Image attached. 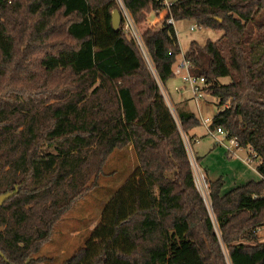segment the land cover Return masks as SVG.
<instances>
[{
	"label": "trees",
	"instance_id": "trees-1",
	"mask_svg": "<svg viewBox=\"0 0 264 264\" xmlns=\"http://www.w3.org/2000/svg\"><path fill=\"white\" fill-rule=\"evenodd\" d=\"M122 2L135 25L161 8ZM114 10L115 0H0V196L16 192L0 205V264L43 262L34 256L128 146L130 176L61 264H264V0H176L166 16L222 33L183 59L223 108L209 129L259 159L258 181L222 195L223 179L208 180L213 219L182 138L201 123L175 118L159 88L180 54L174 27L142 34L155 79L122 19L112 28Z\"/></svg>",
	"mask_w": 264,
	"mask_h": 264
},
{
	"label": "rangeland",
	"instance_id": "rangeland-1",
	"mask_svg": "<svg viewBox=\"0 0 264 264\" xmlns=\"http://www.w3.org/2000/svg\"><path fill=\"white\" fill-rule=\"evenodd\" d=\"M150 18H153V15ZM192 26L195 29L191 31L190 27ZM136 27L139 34H143L149 28L146 21L142 24H137ZM159 27H161L160 24ZM174 30L180 49L178 59H181L182 52L187 50L191 42H196L198 45L203 46L206 41L214 42L222 35V33H217L209 29H199L195 23L187 20L176 22ZM127 36L131 38L130 34ZM170 81L175 80L171 79ZM220 81L222 84H225L229 82V79ZM166 103L173 111L174 107L172 106V102L166 101ZM218 111L219 108L217 106H211L207 114H214ZM173 114L177 118L175 110ZM196 133L200 138L192 146L194 158L200 159L198 165L208 180L209 178L210 180H216L220 177L223 179L224 193L232 190L236 186H241L247 182L257 181L259 179V174L256 171L257 164L252 162L250 167H248L243 162L248 156L253 157L249 152L239 150L236 153L237 157H233L231 160L223 147H213L215 143L214 139L208 135L205 128H198ZM187 137L191 144L189 134ZM131 158V150L121 149L114 151L104 167L103 174L99 178L98 188L88 193L82 200L76 203L65 218L56 226L52 240L43 246L39 253L34 256V258H43L44 261L38 264H61L71 257L75 251L85 245L91 231L99 221L106 203L112 194L122 186L124 180L128 178L129 172H132L131 170L135 166V160L133 159L131 161ZM205 169L209 172V178ZM263 228L264 226L260 229ZM257 238L258 241L262 240L260 237Z\"/></svg>",
	"mask_w": 264,
	"mask_h": 264
},
{
	"label": "built area",
	"instance_id": "built-area-1",
	"mask_svg": "<svg viewBox=\"0 0 264 264\" xmlns=\"http://www.w3.org/2000/svg\"><path fill=\"white\" fill-rule=\"evenodd\" d=\"M115 1L117 4V7H118L120 18L122 19V22H123L124 33L126 35H129V34L131 35L130 39L135 42L137 48L139 49V51L142 55L144 62L147 65L148 70L150 71L151 75L156 79V74H155V71L153 68L152 61H151V59H150V57H149V55H148V53H147V51L143 45V42H142V34L138 33L137 27L134 24L132 17L130 16L129 12L125 8L122 0H115ZM155 1H157L159 3V5L161 7L160 11L165 12L164 16H163V20H166V23L168 25H171L174 27V23H175L174 20L171 17L166 18V16L168 15L170 3L167 0H155ZM194 29H195L194 26L190 27L191 31ZM180 68L186 71L185 75L181 78L183 85L191 93L194 101L198 104L199 101L204 96V92H205L204 89L206 88L205 80H204V78H201V77L192 76L189 73V64L186 63L185 61H183V63L181 64V67H179V71H180ZM179 71H177V73H179ZM159 88H160V91L162 90L161 93H162L165 101L169 102L168 97H167V95L163 89V86L159 84ZM173 111H172V113H173ZM202 121L204 124H206V123H208L209 120L204 119ZM187 135L188 134H182V138H183V142H184V145L186 148V152H187V156H188V160H189V164H190V168H191V172H192V176H193V183H194L196 191L198 192L202 201L204 202L210 217L213 218L208 179L205 177V175L201 171V169L198 165L197 158L196 159L194 158V153L192 150L193 144L197 143L198 139L190 137L191 138V144H190ZM209 136H211L214 139L215 145L221 146L224 148V150H226V154L228 156L237 157L236 153H237V151H239L241 149L238 147V144H237V141L235 138H227V133L220 128L216 129L215 131L210 130ZM249 154L252 155L253 157L251 158L250 156H248V158L246 160H243V162L248 167H250L252 162H255L256 164H258L259 159L255 157V155L252 153V151L249 150ZM255 234L257 237H260L262 239L259 242L264 243V228L263 229H260V228L257 229Z\"/></svg>",
	"mask_w": 264,
	"mask_h": 264
},
{
	"label": "crops",
	"instance_id": "crops-1",
	"mask_svg": "<svg viewBox=\"0 0 264 264\" xmlns=\"http://www.w3.org/2000/svg\"><path fill=\"white\" fill-rule=\"evenodd\" d=\"M174 1H176V0H170L168 2L171 3V2H174ZM164 13L165 12L159 10L157 12H153V13L147 15L146 22H147V25L149 26L148 29L153 30V31L154 30H158L160 28V27L158 28L159 24L161 26V23L163 21ZM151 15H153V18H150ZM175 23H174V25H175ZM188 47H189V45H188ZM187 50H188V48H187ZM187 50L182 52L181 59L177 58L176 64L173 66V72H174V78L173 79L175 81H169L165 86H163V89H164V91H165V93H166V95L168 97L169 102H172V106L174 107V110L190 112L193 115H195V117L200 121V123H201L200 126L194 128V129H192L191 131L188 132L189 137H193L195 139H199L200 136L196 133L198 128H202V127L205 128V131H207L208 135H209V131H210L209 125L211 123L212 118L217 113L221 112L223 110V108H219L218 112L208 115L207 112H208L209 108L211 106H217V102H218L217 99H215L214 97H212L209 94H207L206 92H204L203 98L197 104L194 101L191 93L183 85V82H182L181 78L185 75L186 71L181 69V68H180V71H179V67H181V64L184 61L183 56H184V54L186 53ZM177 71H179V73H177ZM204 119H208L209 120L208 123L204 124L203 121H202ZM216 146L217 145H215V143H214L213 147H216ZM125 149L131 150V152H132L131 161H133V159L135 160L132 147L128 146V147L124 148L123 150H125ZM241 151L249 152L248 149H241ZM225 152H226V150H225ZM224 156L226 157V155H224ZM228 157H230V156H228ZM230 158H231V160L233 159V157H230ZM123 165H125V164H123ZM205 171H206V173L208 175V178H209L208 170L205 169ZM130 174H131V172H129L128 175L130 176ZM129 176H127V177H129ZM126 180H124V182ZM258 180H260V176H259ZM209 181H215V180H210V178H209ZM124 182H123V184H124ZM236 187H238V186H236ZM225 193H227V192H225ZM225 193H224L223 188H222L221 194L223 195Z\"/></svg>",
	"mask_w": 264,
	"mask_h": 264
},
{
	"label": "water",
	"instance_id": "water-1",
	"mask_svg": "<svg viewBox=\"0 0 264 264\" xmlns=\"http://www.w3.org/2000/svg\"><path fill=\"white\" fill-rule=\"evenodd\" d=\"M120 21H121V18H120L119 11L118 10H114L112 12V15H111V24H112V28L114 30H118L119 29ZM15 194H16V192H12V193H7V194H4V195H1L0 196V205H2L5 201L10 199L11 197H13Z\"/></svg>",
	"mask_w": 264,
	"mask_h": 264
}]
</instances>
